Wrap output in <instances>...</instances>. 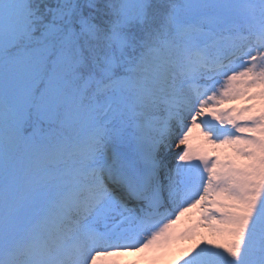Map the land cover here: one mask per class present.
<instances>
[{
    "label": "snow or ice",
    "instance_id": "6c2138e0",
    "mask_svg": "<svg viewBox=\"0 0 264 264\" xmlns=\"http://www.w3.org/2000/svg\"><path fill=\"white\" fill-rule=\"evenodd\" d=\"M128 253L264 264V0H0V264Z\"/></svg>",
    "mask_w": 264,
    "mask_h": 264
},
{
    "label": "bare ground",
    "instance_id": "6f19581e",
    "mask_svg": "<svg viewBox=\"0 0 264 264\" xmlns=\"http://www.w3.org/2000/svg\"><path fill=\"white\" fill-rule=\"evenodd\" d=\"M183 226V223L181 225V227ZM147 254H137V253H129V254H125L122 257H120V261H127V259H130L129 261H134V260H139L142 257H144Z\"/></svg>",
    "mask_w": 264,
    "mask_h": 264
},
{
    "label": "rangeland",
    "instance_id": "374dc122",
    "mask_svg": "<svg viewBox=\"0 0 264 264\" xmlns=\"http://www.w3.org/2000/svg\"><path fill=\"white\" fill-rule=\"evenodd\" d=\"M129 254V253H128Z\"/></svg>",
    "mask_w": 264,
    "mask_h": 264
}]
</instances>
